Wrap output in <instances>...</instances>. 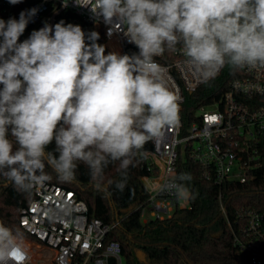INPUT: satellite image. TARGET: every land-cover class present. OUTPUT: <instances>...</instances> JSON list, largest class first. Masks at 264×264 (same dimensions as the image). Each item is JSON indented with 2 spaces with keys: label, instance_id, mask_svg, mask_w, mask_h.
<instances>
[{
  "label": "clouds",
  "instance_id": "obj_1",
  "mask_svg": "<svg viewBox=\"0 0 264 264\" xmlns=\"http://www.w3.org/2000/svg\"><path fill=\"white\" fill-rule=\"evenodd\" d=\"M86 7L124 29L138 52L105 55L98 32L86 34L63 20L18 42L36 8L19 19H0V177L17 191L31 193L51 181L46 167L70 184L80 164L97 190L114 184L123 191L129 167L147 155L145 145L159 143L164 130L179 123L180 97L155 59L166 51L179 50L203 84L226 67L231 73L264 70V0H89ZM117 162L120 179L107 178L105 169ZM165 188L188 196L181 184ZM70 210L65 202L47 212L60 219ZM28 258L24 234L0 222V264Z\"/></svg>",
  "mask_w": 264,
  "mask_h": 264
},
{
  "label": "built area",
  "instance_id": "obj_2",
  "mask_svg": "<svg viewBox=\"0 0 264 264\" xmlns=\"http://www.w3.org/2000/svg\"><path fill=\"white\" fill-rule=\"evenodd\" d=\"M0 4L10 15L9 8L13 5L8 0H1ZM88 4L89 0H33L22 11L36 8L37 14L19 42L46 23L55 25L63 20L65 24L80 25L86 34L98 32L97 43L105 45V55L138 52L136 46L128 42L124 29L105 24L86 7ZM155 59L167 69L169 85L180 97V112L179 123L166 128L159 143L151 142L152 147L145 150L148 164L157 173L144 177L149 199L141 210L143 221L172 217L177 208L190 205L189 191L187 198H178L175 189L165 188L171 182L180 184L176 177L182 157L195 161L205 176L213 177L219 185L247 183L264 167V92L254 87L264 88V70L230 72L231 80L223 95L199 106L194 120L185 125L181 111L186 97H197L206 84L192 77L179 50L166 51ZM32 192L30 203L21 208L19 222L35 239L25 240L27 245L38 248V255L28 245L29 258L25 264H125L120 243L108 239L117 224L91 217L88 203L74 190L46 182ZM219 197L222 198L221 193ZM65 202L70 205L68 214L60 219L51 218L47 210L58 209ZM222 208L225 211L223 205ZM235 223L236 226L231 222L229 225L239 252L247 255L251 264H264V210L242 207Z\"/></svg>",
  "mask_w": 264,
  "mask_h": 264
},
{
  "label": "trees",
  "instance_id": "obj_3",
  "mask_svg": "<svg viewBox=\"0 0 264 264\" xmlns=\"http://www.w3.org/2000/svg\"><path fill=\"white\" fill-rule=\"evenodd\" d=\"M31 2L33 0H22L13 5L9 8L10 15L0 4V19L16 18ZM22 38L23 34L19 41ZM230 75L227 69L203 86L197 97H186L181 111L185 125L194 120L199 106L216 101L223 95L231 80ZM54 147V144L50 145L49 150H54ZM151 147V142L147 143L144 151ZM133 163L123 191L117 190L114 184L107 191L97 190L84 164L79 165L76 179L70 184L59 182L50 167L45 170L53 176L49 182L74 190L88 203L91 217L117 224L108 239L120 243L125 264H251L249 257L236 247L229 223L236 226L242 207L264 210V167L247 183L219 185L213 177L205 176L195 161L182 157L178 162L176 179L181 173L191 175L190 181L177 179L190 192V205L177 208L172 217L143 221L141 210L149 199L144 177L157 171L150 167L145 156L138 155ZM117 166L118 162L109 164L105 169L107 178L120 179ZM32 198V191H17L12 183L0 177V222L21 231L25 239L35 241L19 222L21 208L28 205ZM28 245L31 249L35 247Z\"/></svg>",
  "mask_w": 264,
  "mask_h": 264
},
{
  "label": "rangeland",
  "instance_id": "obj_4",
  "mask_svg": "<svg viewBox=\"0 0 264 264\" xmlns=\"http://www.w3.org/2000/svg\"><path fill=\"white\" fill-rule=\"evenodd\" d=\"M32 252L36 253L38 255V248L35 247V248H32Z\"/></svg>",
  "mask_w": 264,
  "mask_h": 264
},
{
  "label": "snow or ice",
  "instance_id": "obj_5",
  "mask_svg": "<svg viewBox=\"0 0 264 264\" xmlns=\"http://www.w3.org/2000/svg\"><path fill=\"white\" fill-rule=\"evenodd\" d=\"M211 119H213V120H214V119H215V117H212Z\"/></svg>",
  "mask_w": 264,
  "mask_h": 264
},
{
  "label": "bare ground",
  "instance_id": "obj_6",
  "mask_svg": "<svg viewBox=\"0 0 264 264\" xmlns=\"http://www.w3.org/2000/svg\"><path fill=\"white\" fill-rule=\"evenodd\" d=\"M35 248V247H34Z\"/></svg>",
  "mask_w": 264,
  "mask_h": 264
}]
</instances>
